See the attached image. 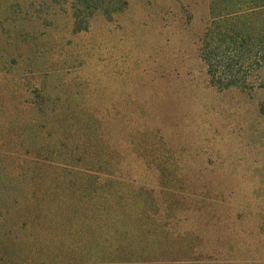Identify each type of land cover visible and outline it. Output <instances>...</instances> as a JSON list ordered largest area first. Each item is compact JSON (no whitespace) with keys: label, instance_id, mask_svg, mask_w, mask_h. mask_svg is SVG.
<instances>
[{"label":"rangeland","instance_id":"obj_1","mask_svg":"<svg viewBox=\"0 0 264 264\" xmlns=\"http://www.w3.org/2000/svg\"><path fill=\"white\" fill-rule=\"evenodd\" d=\"M125 1L0 0V264H264L263 70L209 82L210 0Z\"/></svg>","mask_w":264,"mask_h":264},{"label":"trees","instance_id":"obj_2","mask_svg":"<svg viewBox=\"0 0 264 264\" xmlns=\"http://www.w3.org/2000/svg\"><path fill=\"white\" fill-rule=\"evenodd\" d=\"M79 1L85 13L83 17L97 12L111 14L126 4L125 0ZM209 8L213 16L207 21L206 31L197 47L198 58L206 68L209 82L219 89L239 87L248 83L252 71L263 70L260 80L264 95V32H261L262 26L254 28L255 19L264 14V0H210ZM217 8L225 15L214 13ZM230 14L234 18L233 25L227 17ZM79 16V12L74 14L76 19ZM82 23L86 24L87 20H77V28H84ZM259 109L264 116V102L260 103Z\"/></svg>","mask_w":264,"mask_h":264}]
</instances>
